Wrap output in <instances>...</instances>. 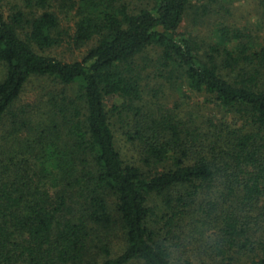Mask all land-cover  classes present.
<instances>
[{"label":"trees","instance_id":"16d2710c","mask_svg":"<svg viewBox=\"0 0 264 264\" xmlns=\"http://www.w3.org/2000/svg\"><path fill=\"white\" fill-rule=\"evenodd\" d=\"M21 1L0 5V264H264V37L221 26L201 46L181 32L188 12L229 0ZM55 5L74 12L76 48L94 43L81 60L42 53L63 42ZM146 67L223 118L145 112ZM34 78L74 92L50 99L45 122L16 105Z\"/></svg>","mask_w":264,"mask_h":264},{"label":"rangeland","instance_id":"374dc122","mask_svg":"<svg viewBox=\"0 0 264 264\" xmlns=\"http://www.w3.org/2000/svg\"><path fill=\"white\" fill-rule=\"evenodd\" d=\"M126 1L131 2L132 6H137L141 2L140 0ZM14 3L23 6L21 0H0L2 10L5 11ZM199 7H201L200 4L195 6V8ZM52 11L55 12L58 17L60 31L63 34V42L59 46L46 50L42 53L46 56H51L64 62L81 60L94 43L92 42L81 48H76L72 43V40H70V36L73 33V26L76 21L74 12H68L67 10L64 11L57 5L53 7ZM221 26H228L231 29L248 31L255 37L258 36L263 38L264 0L222 1L217 5H213V7L209 9L208 14L205 16H202L200 11H198V14L196 15H193L192 11L188 12L180 30L182 33L187 35L191 34V37H194L200 45L201 43H203V45H208L213 43L214 32L217 29L222 28ZM139 76L142 102H140L138 106H140L145 112L147 110H153L154 113L159 111H168L176 115L180 121H190L192 124L205 123L206 121L214 118L217 120H221L223 118L217 109L205 102V97L203 98L202 96L194 94L183 85H177L174 87L171 86L164 79L157 77L155 72H153V70L149 67H146L144 71L139 72ZM232 76L233 74H229V77ZM2 77L3 70L0 67V80ZM63 90H67V95H72L74 93L72 89L60 86L50 79L34 78L26 84L16 105L18 109L25 107L29 110L32 115H34V122H45L44 120L48 113L47 107L50 99L53 97L59 99L57 95L64 92ZM121 102L122 100L118 98L105 99L107 108L112 105L118 106ZM117 126L118 125H116V127ZM116 127H114L116 130V140L119 145L118 149L121 152L123 161L129 164L141 166V157L137 153V150L125 142L124 136H122L121 131ZM1 134L2 132L0 135ZM150 204L152 207L158 208L156 210L157 215L153 218L156 220L162 211L159 199L153 198ZM110 209L113 217L116 218L115 207H113V204H111ZM184 235L186 236L185 239H188L189 241L190 238H198L195 233L191 232L189 234L185 232ZM108 238L109 243L112 245L113 253L115 255L120 254L124 249V240L120 229L115 226L113 231L108 234Z\"/></svg>","mask_w":264,"mask_h":264}]
</instances>
